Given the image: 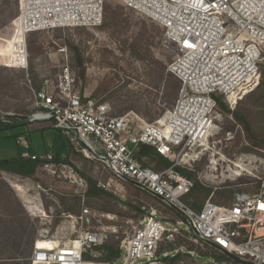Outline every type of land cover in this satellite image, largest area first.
Returning <instances> with one entry per match:
<instances>
[{
  "label": "built area",
  "instance_id": "obj_1",
  "mask_svg": "<svg viewBox=\"0 0 264 264\" xmlns=\"http://www.w3.org/2000/svg\"><path fill=\"white\" fill-rule=\"evenodd\" d=\"M107 1L18 0L8 39L0 38L12 42L8 68L28 72V37L34 33L102 27ZM117 1L158 25L164 43L175 47L167 69L181 85L174 105L156 122L140 127L136 115L114 116L108 104L84 99L66 61L52 90L47 81L36 95L39 112L33 116H48L30 123H51L87 158L101 162L115 180L132 181L183 212L186 231L203 245L212 243L251 264H264V180L255 192L236 193L229 206L210 198L197 210L192 197L195 183L178 170L190 167V152L209 144L218 133L216 98L222 97L233 108L259 86L264 0ZM0 121L12 123L2 117ZM140 146L154 149L172 165L160 171L145 166L137 157ZM54 159L47 156L44 167L53 173L62 171L72 183L87 187L71 167ZM90 216L85 209L80 215L65 216L53 234L40 232L29 264H88L85 254L106 239L104 233L91 230ZM167 224L156 212L146 216L121 242L120 258L114 264H158L165 235L182 231L168 229Z\"/></svg>",
  "mask_w": 264,
  "mask_h": 264
},
{
  "label": "rangeland",
  "instance_id": "obj_2",
  "mask_svg": "<svg viewBox=\"0 0 264 264\" xmlns=\"http://www.w3.org/2000/svg\"><path fill=\"white\" fill-rule=\"evenodd\" d=\"M17 12L18 0H0L1 39H8V28ZM163 36L155 23L126 9L117 0H108L100 28L61 29L30 35L28 72L8 68L12 42L0 40V111L21 112L26 117L38 112V91L47 81L52 90L68 61L76 90L84 99L108 104L114 116L136 115L140 127L152 124L171 109L181 88L179 80L167 73L175 47L166 45ZM223 102L230 112L218 109V133L209 141V146L194 148L190 152L191 166L181 168L190 180L200 185L193 200L194 203L198 200L201 207L210 198L229 206L236 193L255 192L264 180L263 75L260 85L236 106L231 108ZM35 125L21 124L0 131V158H12L2 147H18L17 136L24 133V127L30 132L24 136L34 141L38 155L46 157L50 152L68 155L70 141L66 135L53 128L36 132ZM72 154V158L64 160H69L67 166L86 181V188L72 183L62 171L53 173L44 166L31 178L0 175V264H24L15 256L20 249L11 242L15 226L22 224L28 232L35 231L36 241L40 232L49 230L53 234L65 216L80 215L85 209L91 211V230L105 234L103 245L119 243L120 249L133 227L156 212L168 223V229L182 230L167 233L158 254H179L175 264H233L214 259V251L198 241L192 231L187 232L185 220L161 201L127 182L115 180L101 162L87 158L80 147L73 145ZM213 160L218 162L217 170L213 169ZM236 163H241L245 171L236 169ZM143 164L157 171L164 169L152 158ZM234 172H239V176ZM87 179L96 182L103 194L89 196ZM207 191H211L210 196ZM14 220L18 225L13 224ZM91 255L101 256L95 249ZM163 257H158V264H169Z\"/></svg>",
  "mask_w": 264,
  "mask_h": 264
},
{
  "label": "trees",
  "instance_id": "obj_3",
  "mask_svg": "<svg viewBox=\"0 0 264 264\" xmlns=\"http://www.w3.org/2000/svg\"><path fill=\"white\" fill-rule=\"evenodd\" d=\"M29 68H30V62H29ZM263 69H264V62L261 65V76L263 75L264 77ZM216 99L218 101V109H222L223 112H230L228 107L224 104L222 97H217ZM16 113L23 114L21 112H16ZM21 124L25 125L26 123L12 121V123L6 124L0 121V131L10 130L12 128L18 127ZM70 151L71 152L73 151V145L71 143H70ZM32 156L33 155H30L28 157L19 156L17 158L10 159V160H0V175H2L3 173H7L11 175L20 176L23 178L33 177L37 173L39 168L41 166H44L47 163V161L45 159H38V158L33 160ZM137 157L142 164L144 160L152 158L160 162V165L163 166L164 169L172 165V163L169 160L159 156L155 152L154 149L147 147V146L139 147V150L137 152ZM54 162L58 164H63V165L70 164L69 160H62L61 158H55ZM178 170L182 175L186 176V173H187L186 171L182 170L181 168H179ZM87 180H88V188H89L88 195L89 196L103 194L104 191H102L101 189H98L96 182H94L92 179H87ZM199 187L200 185L195 183V186L192 191V197H194V194L196 193ZM139 190L147 194L145 191L141 189ZM210 195H211V191H207V196H210ZM193 207L197 210L201 208V205L198 202V200H196ZM25 219H28V217H25ZM13 224L18 225V222L14 220ZM35 239H36L35 231L28 232L27 228H24L22 224H20L19 226H15L14 234L11 239V242H12V245L15 246V248L20 249L19 253H16L15 256H18V258H20V261L24 262V264L30 263V259H31V256L34 250L35 242H36ZM23 246H25V248ZM206 247L213 250L209 246H206ZM95 250L99 252L101 256L98 258L97 257L94 258L92 257L91 252H88L87 254H85V259L87 261L94 262V263L114 264L120 258L119 243H115V244L108 243V244L97 247ZM213 251L216 256L214 257V259H217L218 261H228V262H232L233 264H236L235 262L231 261L230 259L225 257L223 254L219 253L218 251L216 250H213ZM157 256L160 258L165 256L162 258V260L164 262H168L169 264H175L177 260L180 258L179 254L172 256L170 254L164 255V253H161V254H158Z\"/></svg>",
  "mask_w": 264,
  "mask_h": 264
},
{
  "label": "crops",
  "instance_id": "obj_4",
  "mask_svg": "<svg viewBox=\"0 0 264 264\" xmlns=\"http://www.w3.org/2000/svg\"><path fill=\"white\" fill-rule=\"evenodd\" d=\"M39 112V111H38ZM37 113V112H36ZM20 115H22V114H20ZM32 117V118H31ZM31 117H27L29 120H35V119H41V117H42V115H36V116H33V115H31ZM18 121V120H17ZM18 122H22V121H18ZM22 123H26L28 126H33V125H35L36 127V132L37 131H40V132H45L47 129H52L53 127H52V125H51V123H49V122H34V123H27V122H22ZM42 125V124H50V126L48 125V126H46V127H42V126H37V125ZM47 128V129H46ZM54 129V128H53ZM24 133H20L17 137V143L19 144V146L18 147H14V146H10V145H4L2 148H4V150L6 151V155H8L9 157H12L11 159H14V158H17V157H19V156H23V157H28V156H30V155H33V156H35V157H37L38 159H45L47 156H55V157H59V158H61V159H67V158H72L71 156H73V154H72V152L70 151V148H69V150H68V155H66V153H63V154H57V155H55L54 153H47L46 155V157H44V156H40V155H38L39 153L36 151V148H35V144H34V141L31 139V140H29V138H28V136H24V135H28V133H30V132H28V130H26V127H24ZM48 132V131H47ZM43 134V133H42ZM47 134V133H46ZM42 136H44V135H42ZM29 141H31V144L29 143ZM9 142H12V141H9ZM8 144V143H7ZM43 144L45 145V146H47V142L45 141V139H43ZM54 144H55V142H54ZM20 145H21V147H20ZM53 148H54V146H53ZM27 150H28V152L29 153H27ZM28 154V155H27ZM30 154V155H29ZM15 155H18V156H15ZM54 157V158H55ZM0 160H10L9 158H0Z\"/></svg>",
  "mask_w": 264,
  "mask_h": 264
},
{
  "label": "water",
  "instance_id": "obj_5",
  "mask_svg": "<svg viewBox=\"0 0 264 264\" xmlns=\"http://www.w3.org/2000/svg\"><path fill=\"white\" fill-rule=\"evenodd\" d=\"M0 117L7 119V120H11V121H22V122H27L30 123L29 119L26 117V115H20V114H12V113H4L2 111H0ZM89 154L91 156H94V154L89 150ZM127 183L135 186L138 189H142L141 186L137 185L136 183L132 182V181H127ZM156 199H158L159 201H161L163 204H165L167 207L171 208L172 210H174L176 213H178L183 219L185 218V215L183 212H181L180 210L176 209L175 207L169 205L165 200L155 197ZM204 244L206 246H209L210 248H212L213 250L218 251L219 253L223 254L225 257H227L228 259H230L231 261L237 263V264H251L247 261H244L232 254L227 253L226 251H222L220 250L217 246H215L212 243H208V242H204Z\"/></svg>",
  "mask_w": 264,
  "mask_h": 264
},
{
  "label": "bare ground",
  "instance_id": "obj_6",
  "mask_svg": "<svg viewBox=\"0 0 264 264\" xmlns=\"http://www.w3.org/2000/svg\"><path fill=\"white\" fill-rule=\"evenodd\" d=\"M47 116H48L47 114H44V115H42L41 119H45ZM204 146L207 147V146H209V144H208L207 142H205V143H204ZM212 165L214 166L213 169H214V170H217V169H216V166L218 165V162H217L216 160H213V161H212ZM235 167H236V169H239V170H243V171H245V168H244V166H243L241 163H236V164H235ZM236 171H237V170H236ZM235 173H236L237 176H239V174H240L239 172H234V174H235ZM38 244H39V246H40V245H43V241L39 240V241H38ZM88 264H103V263L89 262Z\"/></svg>",
  "mask_w": 264,
  "mask_h": 264
},
{
  "label": "snow or ice",
  "instance_id": "obj_7",
  "mask_svg": "<svg viewBox=\"0 0 264 264\" xmlns=\"http://www.w3.org/2000/svg\"><path fill=\"white\" fill-rule=\"evenodd\" d=\"M261 207H264V205H262Z\"/></svg>",
  "mask_w": 264,
  "mask_h": 264
}]
</instances>
